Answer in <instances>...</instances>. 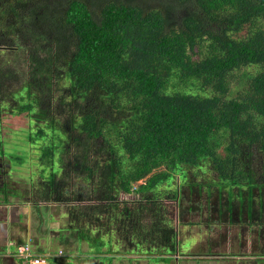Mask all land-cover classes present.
<instances>
[{
  "label": "trees",
  "instance_id": "16d2710c",
  "mask_svg": "<svg viewBox=\"0 0 264 264\" xmlns=\"http://www.w3.org/2000/svg\"><path fill=\"white\" fill-rule=\"evenodd\" d=\"M151 1L0 0V48L15 52L0 58V116L28 117L42 170L17 186L2 149L0 201L27 189L66 206L80 240L114 229L164 256L180 191L162 186L184 165L216 172L221 206L264 222V0ZM194 178L183 191L207 185Z\"/></svg>",
  "mask_w": 264,
  "mask_h": 264
},
{
  "label": "rangeland",
  "instance_id": "374dc122",
  "mask_svg": "<svg viewBox=\"0 0 264 264\" xmlns=\"http://www.w3.org/2000/svg\"><path fill=\"white\" fill-rule=\"evenodd\" d=\"M159 1H151L149 7H157ZM14 54V51L8 52L5 48H0V58L5 61L1 65H12L8 62L13 60ZM18 56L16 65L22 69L24 64L20 63L22 58L20 55ZM23 118L22 120L19 116H0V151L3 149L8 156L4 158L7 161L9 159L11 163L12 178L19 180L16 185H27L28 189L42 170L38 161L40 150L30 142L27 132V129L31 128L29 119L27 116ZM17 156L20 158L17 159ZM253 164L262 180L264 154L255 151ZM164 168L163 166L158 170H164ZM182 168L186 171L184 170L181 174L180 172L174 173L173 178L162 186L168 190L180 191L179 203L175 211V217H177L175 219L178 220L176 224L179 229L176 254L165 253L164 256H161L154 253L155 251L151 253L148 249L145 250V246L134 241V238L121 239L114 229H112V234L105 235L104 245H99L102 243L99 239L94 243L80 240L74 230L67 228L69 227L67 207L63 204H49L39 207V210L43 208V211H40L42 225L48 232L51 231L56 236H60L58 238H62L63 235H70V237L55 242L51 250L53 255L47 257V264H77L70 254L75 256V253L81 255L101 252L117 254L120 256L118 259L121 260L119 264H264V222L256 220V224L249 223L247 213L243 212L245 210L239 207L238 202L234 205L237 207L235 208L237 211L231 217L234 208L228 210L227 205L221 206V202H225L223 196L226 197V200H229V197L225 196L224 192L218 191L223 188L217 179V173L208 171L209 169L204 164L198 167L184 165ZM55 169L58 171L57 165ZM188 176H194V182L207 184L203 187L202 193H190L188 190H182L184 185L188 187ZM200 185L195 186V189L201 190ZM210 185L211 188H209ZM211 190H215V193H211ZM238 199L244 201L243 198L238 197ZM259 199L261 201H258V212L260 213L258 218L262 215L264 218V209L261 208L264 207V198ZM224 215H226L225 219ZM68 242L71 244L65 247ZM102 261L104 264H112L114 259L105 256L102 257Z\"/></svg>",
  "mask_w": 264,
  "mask_h": 264
},
{
  "label": "crops",
  "instance_id": "0c3cea01",
  "mask_svg": "<svg viewBox=\"0 0 264 264\" xmlns=\"http://www.w3.org/2000/svg\"><path fill=\"white\" fill-rule=\"evenodd\" d=\"M34 209L37 216L33 212ZM40 211L43 209L39 210V206L33 207V204L22 203L14 198L5 202L0 201V264H26L16 254V248L20 243L31 240L35 252L51 256L53 255L51 253L52 246L55 242L70 237V235H63L62 238H58L60 236H56L51 231L48 232L42 225ZM70 244L71 242H68L65 247ZM70 255L77 264H104L102 257L105 256L114 259L112 264L121 262L118 259L120 256L112 253H83L81 255L75 253V256H73L74 254Z\"/></svg>",
  "mask_w": 264,
  "mask_h": 264
},
{
  "label": "built area",
  "instance_id": "2783aa9c",
  "mask_svg": "<svg viewBox=\"0 0 264 264\" xmlns=\"http://www.w3.org/2000/svg\"><path fill=\"white\" fill-rule=\"evenodd\" d=\"M16 254L23 259L26 264H47L48 255L35 252L31 240L20 243L16 248Z\"/></svg>",
  "mask_w": 264,
  "mask_h": 264
},
{
  "label": "flooded vegetation",
  "instance_id": "af4514ba",
  "mask_svg": "<svg viewBox=\"0 0 264 264\" xmlns=\"http://www.w3.org/2000/svg\"><path fill=\"white\" fill-rule=\"evenodd\" d=\"M22 192L23 193H21L22 195L21 196H19V197H16V199L18 200V201H20V202H22V203H29V204H33V207H36V206H39V207H43V205H45L44 203H37L36 204V201H34V197L33 196H31V194L28 192V190L27 189H25V191L24 190H22ZM31 199V200H30ZM47 206V205H46ZM43 209V208H42ZM235 211H237V210H234L233 211V213L235 212ZM239 212H240V210H238ZM34 213H35V216H37V212L35 211V209H34V211H33Z\"/></svg>",
  "mask_w": 264,
  "mask_h": 264
}]
</instances>
